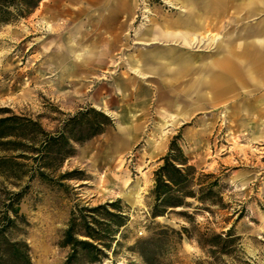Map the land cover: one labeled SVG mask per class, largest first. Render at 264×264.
Instances as JSON below:
<instances>
[{
  "label": "rangeland",
  "instance_id": "rangeland-1",
  "mask_svg": "<svg viewBox=\"0 0 264 264\" xmlns=\"http://www.w3.org/2000/svg\"><path fill=\"white\" fill-rule=\"evenodd\" d=\"M89 2L41 0L28 16L0 25V107L40 116L49 131L86 106L113 119L60 169L84 179L34 180L21 200L24 221L11 235L27 242L30 264H63L69 249L60 240L76 202L116 198L129 219L114 251L96 264H145L129 247L157 223L193 234L172 235L161 264H264V0H145L143 20L135 16L139 0H115L99 17ZM188 3L201 9L189 10ZM173 17L194 18L192 26L176 27L191 43L164 37ZM150 56L151 65H143ZM222 59L239 76L238 84L227 77L236 89L217 94L208 84H192L199 78L193 68L219 72L211 63ZM247 65L250 80L242 73ZM177 133L195 167L223 183L222 208L197 210L191 199L177 209L191 214L193 224L175 213L148 214L153 170ZM232 224L239 239L227 254L200 248L198 231L220 233Z\"/></svg>",
  "mask_w": 264,
  "mask_h": 264
},
{
  "label": "trees",
  "instance_id": "trees-1",
  "mask_svg": "<svg viewBox=\"0 0 264 264\" xmlns=\"http://www.w3.org/2000/svg\"><path fill=\"white\" fill-rule=\"evenodd\" d=\"M41 0H0V25L28 16ZM113 125V119L92 106L66 114L59 125L47 130L40 116L17 114L0 107V264H30L27 242L12 237L24 216L20 202L32 181L61 184L64 180L84 179L76 170L60 172L64 161L73 156L76 146L102 134ZM181 134L169 140L166 152L153 170V184L148 194V214L155 219L175 213L190 224L194 219L187 211L177 209L200 205L197 210L211 212L210 206L223 207L222 179L215 173L198 170L184 152ZM78 174V173H77ZM238 213L236 220L241 218ZM129 216L120 198L89 205L76 202L70 210L60 245L69 249L63 264H96L119 244L121 229ZM195 227V226H194ZM192 225V228H194ZM151 235L137 239L130 251L145 264H161L171 236L192 238L189 227L176 230L156 224ZM197 243L208 252L227 254V246L239 237L233 224L220 233L197 232Z\"/></svg>",
  "mask_w": 264,
  "mask_h": 264
},
{
  "label": "crops",
  "instance_id": "crops-1",
  "mask_svg": "<svg viewBox=\"0 0 264 264\" xmlns=\"http://www.w3.org/2000/svg\"><path fill=\"white\" fill-rule=\"evenodd\" d=\"M91 7H92V10L94 11H97V15H95V17H99L101 16V13H104L108 8L109 6L111 5L110 3H112L113 1L115 0H89ZM188 8L189 10H195V9H201V6L198 5V4H189L188 3ZM220 9H222V5L219 6ZM59 13V12H58ZM56 15V13H55ZM54 15V16H55ZM118 15H119V22L122 23V12L119 11L118 12ZM94 17V18H95ZM189 21V25L192 26L195 22L194 18H190V20H188L187 18L183 17V18H180V17H173L171 19H169V29L167 30V33L164 35V37H166L167 39H169V41H177L180 39H183L185 42L187 43H191L193 41L192 40H189L188 39V35L187 34H176V27L178 26H183V27H186L188 25V22ZM192 21V22H190ZM98 23H100V25L104 24V20H98ZM179 36V37H178ZM175 46V45H174ZM262 49L264 50V42H262V45H261ZM74 48H71L70 50H73ZM175 49V47H173V50ZM185 60H182L181 62H183ZM152 63V57H148L146 59H144L143 61V65L145 66H148V65H151ZM180 64V62L178 63ZM212 65H214V67L218 66L219 69H221L219 72L215 71V72H211V70L209 69H200V68H193V72L192 73H198L199 75V78H197L196 80H194L192 82V84H194L196 87L197 86H202V85H206L208 84L209 86H211V88L215 91V93L217 94H221L223 93L224 91L226 90H234L236 89L235 84H233V82H229V78H227L228 76H230L231 78H235L236 79V83H240L239 79H237L238 74L233 70L232 66H231V63L229 60L227 59H222V60H218V61H213L211 63ZM140 72V70H137ZM169 74H172L174 75L175 73H177V69L174 68V69H171L169 68L168 70ZM142 73V72H140ZM212 73V76L210 77V80H206V77L209 76V74ZM245 77H246V80H250L252 78V76L254 75V73L252 72V69H250V66L247 65V67L244 69V71L242 72ZM263 73H264V56H263ZM120 74L122 75V69L120 70ZM110 97V94L108 95ZM120 100H122V95L120 96ZM168 105H172V102L171 101H168ZM178 119H181L180 118H177ZM132 139V136H131V129L129 128H126L123 132H122V140L123 141H130Z\"/></svg>",
  "mask_w": 264,
  "mask_h": 264
},
{
  "label": "built area",
  "instance_id": "built-area-1",
  "mask_svg": "<svg viewBox=\"0 0 264 264\" xmlns=\"http://www.w3.org/2000/svg\"><path fill=\"white\" fill-rule=\"evenodd\" d=\"M144 5H147L145 0H139L138 6L136 8L135 16L140 17V20H143L144 18H146L145 12H146L147 8L144 7Z\"/></svg>",
  "mask_w": 264,
  "mask_h": 264
},
{
  "label": "clouds",
  "instance_id": "clouds-1",
  "mask_svg": "<svg viewBox=\"0 0 264 264\" xmlns=\"http://www.w3.org/2000/svg\"><path fill=\"white\" fill-rule=\"evenodd\" d=\"M79 58V57H78Z\"/></svg>",
  "mask_w": 264,
  "mask_h": 264
}]
</instances>
